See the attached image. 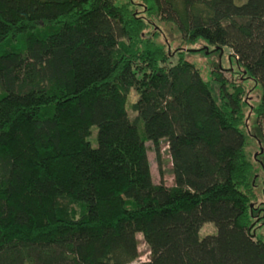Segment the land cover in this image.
Segmentation results:
<instances>
[{
  "label": "trees",
  "instance_id": "obj_1",
  "mask_svg": "<svg viewBox=\"0 0 264 264\" xmlns=\"http://www.w3.org/2000/svg\"><path fill=\"white\" fill-rule=\"evenodd\" d=\"M141 2L0 0V264H130L139 233V264H264L244 84L205 80L155 22L231 49L264 166V0ZM163 140L172 186L150 172Z\"/></svg>",
  "mask_w": 264,
  "mask_h": 264
},
{
  "label": "rangeland",
  "instance_id": "obj_2",
  "mask_svg": "<svg viewBox=\"0 0 264 264\" xmlns=\"http://www.w3.org/2000/svg\"><path fill=\"white\" fill-rule=\"evenodd\" d=\"M242 2L244 0H237ZM119 2H125V0H119ZM132 2L137 3V7L142 9L141 0H132ZM156 29L160 30L163 33L165 40L171 43L170 50L176 49L177 47H182V50L185 52V58L192 62L195 67L200 71L201 76L205 80L211 79L212 71H220L221 75L227 79L229 82H236L238 84L243 83L245 88V101L248 103V106L245 109V125L247 131V147L246 151L248 155L252 158L255 163L256 171L258 174L259 184L256 189L258 200L257 207H259L262 202V213L261 220L257 219V224L254 228V233L264 240V166H260L262 162V156L260 152V145H262L259 140V131L255 123V115L253 113V108L257 106L260 98V92L258 87L250 80L243 79L237 70L234 58H231V49L228 47H223L218 49L217 47H209L203 42L191 46H185L179 38V35L176 34V29L171 24H165L163 22L155 19ZM159 25V26H158ZM174 33V34H173ZM167 38V39H166ZM219 69V70H218ZM214 87L215 94L218 93L216 86ZM137 94L134 90H131L128 99H127V112L131 119L135 117V113L131 109L132 102L136 101ZM92 134L89 138L93 146L96 145V134L97 128L93 127L91 129ZM141 131L143 132V126L141 124ZM147 155L150 163V172L152 180L154 183L163 182L167 186H172L174 184L173 175H172V164L170 154L168 152V145L165 140L160 142V163L158 162L157 155L154 149L152 142L147 141ZM263 146V145H262ZM255 158V159H254ZM262 164V163H261ZM256 205V204H255ZM216 227L213 223H205L200 229V236L204 237L208 234H215ZM138 238V251L139 257L130 264H139L143 261H147L149 258V249L145 244L142 234L137 235Z\"/></svg>",
  "mask_w": 264,
  "mask_h": 264
},
{
  "label": "water",
  "instance_id": "obj_3",
  "mask_svg": "<svg viewBox=\"0 0 264 264\" xmlns=\"http://www.w3.org/2000/svg\"><path fill=\"white\" fill-rule=\"evenodd\" d=\"M261 152H262V150H261Z\"/></svg>",
  "mask_w": 264,
  "mask_h": 264
}]
</instances>
